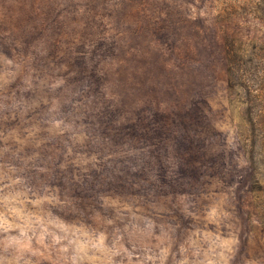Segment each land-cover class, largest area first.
<instances>
[{
    "label": "rangeland",
    "instance_id": "rangeland-1",
    "mask_svg": "<svg viewBox=\"0 0 264 264\" xmlns=\"http://www.w3.org/2000/svg\"><path fill=\"white\" fill-rule=\"evenodd\" d=\"M218 5L0 0V264H264V99L223 46L264 19Z\"/></svg>",
    "mask_w": 264,
    "mask_h": 264
},
{
    "label": "trees",
    "instance_id": "trees-1",
    "mask_svg": "<svg viewBox=\"0 0 264 264\" xmlns=\"http://www.w3.org/2000/svg\"><path fill=\"white\" fill-rule=\"evenodd\" d=\"M217 1L219 2L217 22H226L233 17L245 15L264 19V0ZM223 46L231 95L241 90L248 96L249 102L262 101L264 99V43L254 40L245 41L224 32ZM243 102L247 103L246 100ZM245 113L251 115L248 120L253 126L261 124L264 128V109L253 112L247 108Z\"/></svg>",
    "mask_w": 264,
    "mask_h": 264
}]
</instances>
